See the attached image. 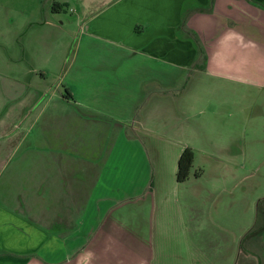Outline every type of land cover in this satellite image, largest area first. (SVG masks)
<instances>
[{
	"label": "crops",
	"instance_id": "0c3cea01",
	"mask_svg": "<svg viewBox=\"0 0 264 264\" xmlns=\"http://www.w3.org/2000/svg\"><path fill=\"white\" fill-rule=\"evenodd\" d=\"M77 1L66 70L0 77V264H263L264 0Z\"/></svg>",
	"mask_w": 264,
	"mask_h": 264
},
{
	"label": "rangeland",
	"instance_id": "374dc122",
	"mask_svg": "<svg viewBox=\"0 0 264 264\" xmlns=\"http://www.w3.org/2000/svg\"><path fill=\"white\" fill-rule=\"evenodd\" d=\"M54 2L68 3L69 7L53 13L50 9ZM79 11L77 0H0V77H7L8 83V77L16 74L25 79L24 84L30 86V89H45L47 57L66 61L63 65L66 70L78 51L79 36L82 32ZM29 72L31 78L30 75L27 76ZM20 91L23 96L32 95L30 91ZM12 108L18 110V113L21 112L18 101ZM15 113L17 114L16 111ZM261 221L262 216L257 219V225L254 222V227L251 226L254 234L244 239L238 259L240 263L244 260L242 256L247 253L246 244H254L257 240H262L261 243L264 244ZM256 252L262 257L264 264L262 250Z\"/></svg>",
	"mask_w": 264,
	"mask_h": 264
},
{
	"label": "trees",
	"instance_id": "16d2710c",
	"mask_svg": "<svg viewBox=\"0 0 264 264\" xmlns=\"http://www.w3.org/2000/svg\"><path fill=\"white\" fill-rule=\"evenodd\" d=\"M68 7H69V4L63 3V2H54L52 4V10L54 11V13L64 11ZM195 155H196V150L192 147H186L183 153L180 155V158L178 160V168L176 171V180L178 183H185L190 179L191 174L193 172ZM203 172L204 171L202 169L195 172L196 177L199 178L200 176H202ZM261 208H262V202L260 204V201H259L258 207H257V219L258 218L260 219L261 216L262 218H264L263 209ZM262 222H263V219L261 221V224ZM252 234H254V232L252 233V229H251L248 232V234L244 237V239L246 240ZM244 239H243V242H244ZM243 242H242V245H243Z\"/></svg>",
	"mask_w": 264,
	"mask_h": 264
}]
</instances>
